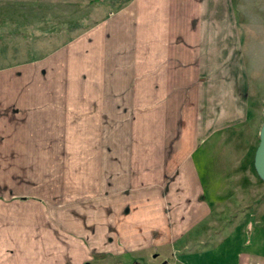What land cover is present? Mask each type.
<instances>
[{"label": "crops", "instance_id": "1", "mask_svg": "<svg viewBox=\"0 0 264 264\" xmlns=\"http://www.w3.org/2000/svg\"><path fill=\"white\" fill-rule=\"evenodd\" d=\"M243 47L235 0H131L36 62L31 90L0 70V264H99L245 225L193 158L242 119Z\"/></svg>", "mask_w": 264, "mask_h": 264}, {"label": "rangeland", "instance_id": "2", "mask_svg": "<svg viewBox=\"0 0 264 264\" xmlns=\"http://www.w3.org/2000/svg\"><path fill=\"white\" fill-rule=\"evenodd\" d=\"M122 1L0 0V70H5L1 74L5 75L2 86L12 88L11 83L21 86L24 83L31 84V90L48 69L47 64L36 62H44L45 57L72 37L99 22L107 13L116 11ZM235 5L243 39L245 69L239 72L237 80L241 86L240 97L246 96L248 105L241 107L242 119L238 124L203 141L193 158L200 176H208L211 182L206 185L209 199L215 195H222L220 197L224 199V221L246 217L245 225L225 223L220 232L207 234L212 237L205 244H199L192 234L193 241L178 242L176 250L166 243L141 250L127 249L115 258H103L99 264H183V259H188L194 249L197 254H211L210 264H234L239 253L264 256V218L261 219L264 178L255 165L264 120V0H235ZM86 24H90L89 27H81ZM67 46L70 47V42ZM24 64L27 67L23 68ZM19 70L26 73L22 78L14 77L13 73L17 74ZM247 83L248 88L244 86ZM9 96V89L5 90V97ZM4 134L5 127L0 124V138ZM247 202L251 207L242 208ZM161 209L164 210L160 204L159 212ZM161 215L157 216V223L163 222ZM168 254L173 257L170 259ZM194 263L204 264V260L197 258Z\"/></svg>", "mask_w": 264, "mask_h": 264}, {"label": "water", "instance_id": "3", "mask_svg": "<svg viewBox=\"0 0 264 264\" xmlns=\"http://www.w3.org/2000/svg\"><path fill=\"white\" fill-rule=\"evenodd\" d=\"M257 153L258 154L256 157L255 165H256L258 173L261 175V177L264 178V168L262 167L264 166V120H263L261 130H260V145H259ZM134 264H142V263L136 262Z\"/></svg>", "mask_w": 264, "mask_h": 264}, {"label": "trees", "instance_id": "4", "mask_svg": "<svg viewBox=\"0 0 264 264\" xmlns=\"http://www.w3.org/2000/svg\"><path fill=\"white\" fill-rule=\"evenodd\" d=\"M130 0H123L120 4H119V6H118V8L117 9H119V8H121L124 4H126L127 2H129ZM116 9V10H117ZM114 11V10H113ZM91 24V23H90ZM90 24H86V25H83V26H81V27H84V28H86V27H89V25Z\"/></svg>", "mask_w": 264, "mask_h": 264}, {"label": "flooded vegetation", "instance_id": "5", "mask_svg": "<svg viewBox=\"0 0 264 264\" xmlns=\"http://www.w3.org/2000/svg\"><path fill=\"white\" fill-rule=\"evenodd\" d=\"M136 263V262H135Z\"/></svg>", "mask_w": 264, "mask_h": 264}]
</instances>
